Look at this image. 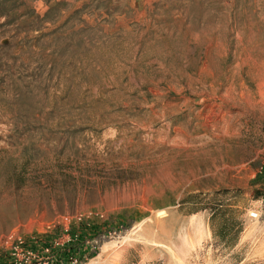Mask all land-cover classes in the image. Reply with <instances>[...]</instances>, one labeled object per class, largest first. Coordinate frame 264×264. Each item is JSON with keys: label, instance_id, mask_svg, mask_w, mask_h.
Returning <instances> with one entry per match:
<instances>
[{"label": "rangeland", "instance_id": "1", "mask_svg": "<svg viewBox=\"0 0 264 264\" xmlns=\"http://www.w3.org/2000/svg\"><path fill=\"white\" fill-rule=\"evenodd\" d=\"M0 264H264V0H0Z\"/></svg>", "mask_w": 264, "mask_h": 264}, {"label": "built area", "instance_id": "2", "mask_svg": "<svg viewBox=\"0 0 264 264\" xmlns=\"http://www.w3.org/2000/svg\"><path fill=\"white\" fill-rule=\"evenodd\" d=\"M250 216L253 217V218H258L259 214H258V212L254 211V212L250 213Z\"/></svg>", "mask_w": 264, "mask_h": 264}, {"label": "bare ground", "instance_id": "3", "mask_svg": "<svg viewBox=\"0 0 264 264\" xmlns=\"http://www.w3.org/2000/svg\"><path fill=\"white\" fill-rule=\"evenodd\" d=\"M247 49V48H246ZM263 57V56H262ZM232 92V91H231ZM242 93V92H241ZM234 95V94H233ZM250 95V94H249ZM234 96H236V95H234ZM238 96V95H237ZM230 97V96H229ZM233 97V96H232ZM240 97V96H239ZM239 97H238V99H239ZM247 97H249V96H247ZM251 98V97H250ZM228 99V98H227ZM230 99V98H229ZM241 99V98H240ZM243 99H244V97H243ZM260 99V98H259ZM246 101V100H245ZM258 101V100H257ZM223 102V101H222ZM236 102V101H235ZM242 102V101H241ZM248 104V103H247ZM243 105V104H242ZM239 106V105H238ZM243 110V109H242ZM182 145V144H181Z\"/></svg>", "mask_w": 264, "mask_h": 264}, {"label": "trees", "instance_id": "4", "mask_svg": "<svg viewBox=\"0 0 264 264\" xmlns=\"http://www.w3.org/2000/svg\"><path fill=\"white\" fill-rule=\"evenodd\" d=\"M226 210H227L228 212H231V211H232V209H230V208H227ZM214 213H215V212H214ZM214 213H213V214H214ZM221 230H222V228H221ZM97 231H98V230H97ZM95 236H96V233H95ZM222 237H223V236H222Z\"/></svg>", "mask_w": 264, "mask_h": 264}]
</instances>
